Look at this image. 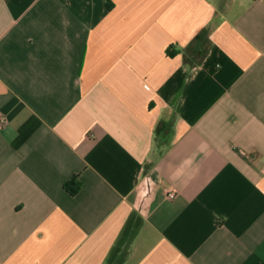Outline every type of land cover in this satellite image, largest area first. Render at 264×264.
<instances>
[{
	"label": "crops",
	"instance_id": "1",
	"mask_svg": "<svg viewBox=\"0 0 264 264\" xmlns=\"http://www.w3.org/2000/svg\"><path fill=\"white\" fill-rule=\"evenodd\" d=\"M0 264H264V0H0Z\"/></svg>",
	"mask_w": 264,
	"mask_h": 264
},
{
	"label": "trees",
	"instance_id": "2",
	"mask_svg": "<svg viewBox=\"0 0 264 264\" xmlns=\"http://www.w3.org/2000/svg\"><path fill=\"white\" fill-rule=\"evenodd\" d=\"M64 188L70 193V194H76L79 189L81 188V181L78 177V175H74L70 180L66 181L64 183Z\"/></svg>",
	"mask_w": 264,
	"mask_h": 264
},
{
	"label": "built area",
	"instance_id": "3",
	"mask_svg": "<svg viewBox=\"0 0 264 264\" xmlns=\"http://www.w3.org/2000/svg\"><path fill=\"white\" fill-rule=\"evenodd\" d=\"M178 192L176 189H171L167 192V196L170 199H174L177 196Z\"/></svg>",
	"mask_w": 264,
	"mask_h": 264
}]
</instances>
